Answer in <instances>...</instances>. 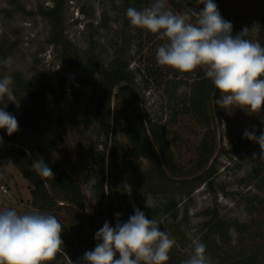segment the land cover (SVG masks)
Masks as SVG:
<instances>
[{
	"label": "rangeland",
	"instance_id": "rangeland-1",
	"mask_svg": "<svg viewBox=\"0 0 264 264\" xmlns=\"http://www.w3.org/2000/svg\"><path fill=\"white\" fill-rule=\"evenodd\" d=\"M125 1L0 0V61L11 58L9 66L0 63V78L10 75L14 80L13 95L0 99V108L13 114L19 124L11 136L0 129V134L12 139L11 143L1 139L5 142L0 144V211L37 210L32 205L31 184L12 160L13 151L23 153L32 165L41 158L55 163L82 189L83 208L58 201L55 208L41 211L54 215L63 227V246L49 264H83L84 253L97 244L99 208L93 183L100 156L107 164L115 143L123 155L130 148L129 131L141 122H152L164 127L178 172L177 177L171 174L173 181L191 175L205 139L215 144L208 164L215 165L209 184L196 189L189 199L176 197L178 217L171 213L159 223L175 240L166 264H182L191 254L192 238L202 241L210 227L206 224L216 218L232 226L228 245L218 249L208 242L211 264H232L256 254L257 260L246 264H264V160L259 158V144L244 137L245 130L257 136L264 131V109L222 108L208 134L189 111L191 86L205 71L183 73L158 65L156 51L166 40L140 35L131 24L123 31ZM142 1L144 7L154 3ZM213 2L232 23L233 36L258 23L260 31L251 38L264 37V0ZM166 4L174 13L204 7L196 0H166ZM92 58L105 71L131 73L132 83L122 82L110 99H104L103 74L88 62ZM27 84L43 99L41 109L30 110L34 102ZM116 111L118 124L112 120ZM140 163L144 168L149 165ZM132 164L136 162L120 156L116 190L110 191L108 180L105 184L103 212L109 211L114 200L121 222L128 209L134 214L137 204L130 188ZM160 199L163 196L151 195L145 203L153 207Z\"/></svg>",
	"mask_w": 264,
	"mask_h": 264
},
{
	"label": "clouds",
	"instance_id": "clouds-1",
	"mask_svg": "<svg viewBox=\"0 0 264 264\" xmlns=\"http://www.w3.org/2000/svg\"><path fill=\"white\" fill-rule=\"evenodd\" d=\"M200 11L172 12L166 0H154L149 7H129L126 16L131 26L158 34L166 40L156 51V62L183 73L200 68L221 93L220 108L264 109V46L251 38L260 31L259 24L244 27L235 36L233 25L226 21L213 0H196ZM0 63L9 66L11 58ZM13 78H0V99L13 95ZM0 129L9 136L19 130L16 117L0 108ZM244 137L260 146L264 160V131L259 136L245 130ZM2 139V138H0ZM256 154H254L255 157ZM32 170L41 177H53L43 159L34 161ZM159 221L148 219L139 208L127 221L116 214L115 227L106 221L95 233L94 250L86 251L83 264H166L175 240L162 231ZM63 227L58 219L39 210L18 214L15 209L0 211V264H49L63 246ZM192 250L182 264H211L206 244L192 238ZM117 253L119 258H116Z\"/></svg>",
	"mask_w": 264,
	"mask_h": 264
},
{
	"label": "trees",
	"instance_id": "trees-1",
	"mask_svg": "<svg viewBox=\"0 0 264 264\" xmlns=\"http://www.w3.org/2000/svg\"><path fill=\"white\" fill-rule=\"evenodd\" d=\"M149 6L150 5L147 3L145 7ZM129 7H134L137 10L138 8L139 10L140 8H145L142 0H135L133 2L130 0L125 1L122 23L123 31H126L130 27V21L126 16V10ZM137 32L140 35H143V33L145 35H158L140 28ZM123 35H125V33ZM258 41L264 46V37L258 39ZM88 62L93 64L95 69L99 68L101 74H103L101 91L103 92L102 95L104 99H110L114 89L117 87L119 88L122 82H127L129 84L132 83V74L129 72H121L120 70H111L110 72L105 71L103 70L101 62L97 61L95 58L89 59ZM27 90L34 102L30 106V110L33 112V110L38 108L41 109L42 102H44L43 99L36 95L28 84ZM220 97V91L215 88L206 75L199 76L191 86L189 111L199 124L208 130V134H212L214 121L217 115H220L222 111V108L216 104V100ZM118 116L119 113L116 111L112 119L115 124H118L119 122ZM129 134V150L121 155L119 145L118 143H115L111 148L108 163L106 164L105 158L100 156L99 165L95 170L93 190L99 208V211L97 212L99 220L98 229H101L106 221L112 227H115L116 224L118 206H116L114 200H112L109 211L105 213L103 212V203L106 195L105 184L107 183V180L111 192L116 190L118 186L120 174L118 171V161L120 156H123L124 159H131L133 162H136V164H132L130 167V169H132L130 188L136 196V208L143 211L148 219H155L159 222L171 213L174 218H177L179 215V202L176 197H181L180 199H189L196 189L209 184V180L215 170L214 163L208 167V164L212 159V151L215 148V144L212 141L205 139L200 147L199 159L196 162L195 167L192 169L190 173L191 175L187 177H179L177 181H173V177H170L171 174L177 177L178 172L172 161L164 127L152 122H149L148 124L141 122L139 127H137L135 131H129ZM0 136L2 137V140L5 139L9 143L12 142V139L7 138L3 133L0 134ZM2 140L0 139V144L5 142ZM12 155V160L14 161L15 166L23 177L31 184L32 205L35 209L48 211L55 208L58 201L83 208L82 189L74 179L64 173H60L58 166L55 163L46 158L43 159L44 163L47 164L53 172V177L44 178L32 170V164L26 159V156L23 153L13 151ZM139 161H146L149 165L144 168L141 164L142 162L137 164ZM168 188L171 190H167ZM122 192L125 195L126 189H123ZM51 194L53 196H51ZM151 195H161L164 199H160L153 207H148L145 201ZM131 215L132 212L128 209L126 216L123 217L122 220L124 222L127 221ZM206 225L210 227L207 230L205 238L201 242L206 244V246H209L208 242L211 241L216 248L229 244L230 228L232 225L220 218H216L211 224L207 223ZM210 248L211 247H209V249ZM258 257L259 255L256 254L248 257L247 260H244L245 256H242L240 260L235 261L232 264L252 263L255 262Z\"/></svg>",
	"mask_w": 264,
	"mask_h": 264
}]
</instances>
